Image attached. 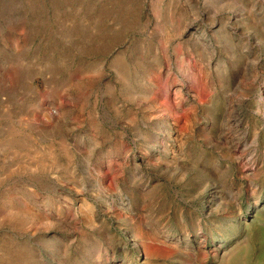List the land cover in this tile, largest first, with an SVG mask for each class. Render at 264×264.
Segmentation results:
<instances>
[{
	"label": "rangeland",
	"instance_id": "rangeland-1",
	"mask_svg": "<svg viewBox=\"0 0 264 264\" xmlns=\"http://www.w3.org/2000/svg\"><path fill=\"white\" fill-rule=\"evenodd\" d=\"M0 264H264V0H0Z\"/></svg>",
	"mask_w": 264,
	"mask_h": 264
}]
</instances>
